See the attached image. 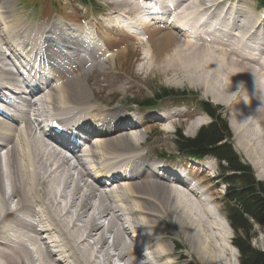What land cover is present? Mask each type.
Wrapping results in <instances>:
<instances>
[{
  "label": "bare ground",
  "instance_id": "1",
  "mask_svg": "<svg viewBox=\"0 0 264 264\" xmlns=\"http://www.w3.org/2000/svg\"><path fill=\"white\" fill-rule=\"evenodd\" d=\"M112 1L125 7L131 0ZM244 1L137 0L136 16L117 11L110 19L116 24L108 20L103 28L126 29L139 41L146 37L148 70L165 75L168 85L202 89L214 104L227 102L240 119L239 132L254 135L260 127L244 112L253 109L255 93L264 97V73L228 65L230 52L224 45L230 40L232 48L239 47L238 65L257 62L260 50L252 48L251 38L255 34L254 40L264 42V11L256 17ZM15 2L0 0V98L8 96L0 100V159L6 162L0 163L2 264H185L166 216L184 233L191 253L220 264L213 249L231 243L226 237L230 226L212 186L198 178L205 169L195 170L196 176L181 170L182 180L157 171L151 155L140 149L144 140L139 141L155 114L141 115L132 126L121 106H104L88 95L83 75L128 48L110 51V34L93 22L82 27L74 21L55 23L51 35L34 37L12 19ZM155 24L157 31L149 37L145 27ZM45 105L53 112L43 116L45 111L36 106ZM183 114L173 111L159 119L173 124ZM204 120H193L190 131ZM41 122L64 123L69 135L87 145L82 149L69 137L46 134ZM236 149L245 155L253 150L250 164L264 166V154L251 141L242 140Z\"/></svg>",
  "mask_w": 264,
  "mask_h": 264
},
{
  "label": "rangeland",
  "instance_id": "2",
  "mask_svg": "<svg viewBox=\"0 0 264 264\" xmlns=\"http://www.w3.org/2000/svg\"><path fill=\"white\" fill-rule=\"evenodd\" d=\"M134 3L137 4V0H131L128 6L123 7L121 6L122 4L114 3L112 0H89V3L82 2L81 0H23V2L22 0H16L12 8V19L15 20L22 28H30L32 36L34 37H38L40 34L51 35L53 32L52 26L55 23L57 24L61 22L74 21L75 24L82 27L87 22H93L96 23V25L99 27V30L102 29V31H105V33L110 34L107 41V47L110 51H114L117 53L119 49L120 51H122L123 49L128 48L123 53L119 51L121 54L120 56H117L115 60L109 61V63L107 62L103 66L96 65L92 70H89L86 74L83 75V79L86 81V84L89 88L88 95L91 101L103 104L104 106L105 104H108L107 106L110 105L109 107L121 106L125 115H128V110H130L133 111V115L136 118L144 114L151 115L163 111L166 112V115L169 112L173 111H184V114L182 116L175 118L173 124L162 123L161 121L155 120V118L153 117L152 119H154V122H152L151 124H146L147 126H149V132L144 135V137H140L141 135L139 136L141 138H139V141L144 140L140 149H142V151H147L148 155H151L149 156V158H152L151 162L153 160L159 159V157L161 158L162 155H166L167 158L163 160L164 162L178 164L180 167L184 168V170H190L194 176H196L195 170H197V172H202L205 169L204 173L198 176V178H205L207 180L206 185L212 186L210 192L215 196V198H217L216 205L217 207H219L221 214L224 216L227 188L225 182L223 181L221 173L222 171L220 169L218 160L211 156L201 160H192L182 157L177 152V146L175 143L177 133L181 132L183 135L189 137L195 136L201 126L198 127V129H196L195 131L191 132L190 129L191 123L194 122L193 120L198 117H201L203 120L206 118L204 120L206 121V124L204 123V126L212 121V118L203 110L200 104L201 100H205L211 103L214 107L219 108L218 110L221 111L222 118L227 121L229 129L233 134L232 145L235 149L236 144H238L239 142L240 144H242V140L244 141V139H246L248 140V142L251 141L254 146H257L259 152L264 154V97L259 93H255L253 95V109L248 108L247 112H244V116H249V118L251 117L252 120L256 123V126L260 127V129L258 128V130L254 129V131H252L255 132L254 136L252 135L253 133H251V131L245 130L239 132L238 125L240 119L238 121V119L235 118L236 115L233 113L235 108L231 109L227 102H225L224 104H214L210 100L211 98L207 99L208 97L203 96L202 89L192 88L189 85H184L181 87L168 85L166 83L167 78L165 75L157 71L156 73L155 71L151 72V70H148V67L145 66L144 61L146 59L143 58H145L146 56L143 57V54L146 48V42H144V40H146L144 38L146 37L142 36V41H139V38L130 35L128 32H125V30H119L116 28H103V23L113 18L114 15H117V11L127 12L128 14H130V16L131 14H133L132 17L136 16V14L134 13H136L137 10L136 8H134ZM245 3L250 6H248L249 10L253 8L256 17H258L260 13L264 11V8L259 5L257 0H245L244 4ZM109 22H111V25L116 24L114 20H110ZM155 26H159V24L145 27L146 35L149 33L148 36L152 37V32L157 31L155 30L157 29ZM260 34L256 35V39L260 37ZM254 36L255 34H252L251 46L253 49L260 50V55L256 54L255 56H257V62L251 64L248 67L238 65L235 62L237 60V56L235 53L237 49H239V47L232 48L230 45V40H226L224 45L230 52L228 61L226 62L228 65L237 69H239V67L252 69L250 70V72L256 75L261 74L260 72L264 73V42L254 40ZM247 37L249 36H246V38ZM140 42H144L142 44V47L140 45ZM76 43L79 44L78 41H76ZM41 45L42 41L39 43V46ZM129 46L133 47L130 48ZM52 55H55L54 52L52 53ZM23 60L27 62L29 61L27 55L24 56ZM82 68L85 69V64H82ZM37 70L38 72L43 71L46 73V75H48L43 68H37ZM80 71L81 68L79 67L76 72L79 73ZM68 78V73L63 75V80H67ZM163 89L186 91L187 93H189V95L181 98H166L163 101L159 102L154 110H147L148 108H141L140 106L131 104V102H141L149 98L153 99L156 97V94L158 92H161ZM95 97L97 99H95ZM124 98H126V100ZM36 107L39 111H45L43 116H45V114L53 112V110H50V105ZM33 123L34 126H36L35 120H33ZM135 132L136 136L138 137L137 131ZM244 133H246V136H243ZM255 137L256 139L258 138L259 141L256 140ZM252 138L255 142L252 140ZM85 145H87V142L85 143ZM2 151L3 149L2 147H0L1 155L4 154ZM237 152L242 157V159H244L246 164H249L252 167L256 178L264 183V178H258V173L262 172V170L264 171V166L262 168L260 167L258 169H255L252 164H250V161H254L255 159L253 158V150L248 151V155H245L238 150ZM263 157L264 155L261 156V158ZM3 161H5V159L1 158L0 163L6 166V162ZM203 166H207V168L209 167V169L207 170V168H204ZM72 172L74 173L75 171L72 170ZM171 183L172 182H170L169 184ZM14 199L15 198H12L11 201H13ZM165 218L169 222L168 229L171 232L172 238L179 245L177 251L183 254L185 264H213L212 262H203L196 255L197 253L194 254V251L193 253H191V246L189 242L185 240L184 233L180 230V228H178L177 230L176 227L171 224L167 216ZM228 225L230 226L229 223ZM254 228L256 235L253 238L252 245L256 249L264 250V231L257 225ZM234 235L235 231L230 226V230H228V232L226 233V237H230L231 243L229 245L225 244V249H223V246H221V244L213 249V253L215 252L216 258L217 256H219L218 261H220V264H240L239 251L233 245ZM0 264H2L1 260Z\"/></svg>",
  "mask_w": 264,
  "mask_h": 264
},
{
  "label": "trees",
  "instance_id": "3",
  "mask_svg": "<svg viewBox=\"0 0 264 264\" xmlns=\"http://www.w3.org/2000/svg\"><path fill=\"white\" fill-rule=\"evenodd\" d=\"M258 2L264 6V0ZM188 95L186 91L163 89L155 98L136 104L141 108L153 109L165 98ZM200 104L212 117V121L201 127L194 137L178 132L175 140L177 152L186 158L203 159L212 156L218 160L227 188L224 215L235 231L233 245L239 251V262L264 264V250L256 249L252 245L256 235L254 227L257 225L264 231V183L256 178L252 167L243 162L234 149L231 142L233 134L219 108L204 100Z\"/></svg>",
  "mask_w": 264,
  "mask_h": 264
}]
</instances>
